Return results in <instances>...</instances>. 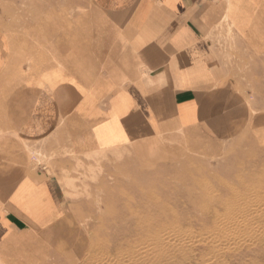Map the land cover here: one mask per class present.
<instances>
[{"label":"crops","instance_id":"0c3cea01","mask_svg":"<svg viewBox=\"0 0 264 264\" xmlns=\"http://www.w3.org/2000/svg\"><path fill=\"white\" fill-rule=\"evenodd\" d=\"M93 3L50 59L0 28V264L68 209L58 176L28 162L32 144L110 150L175 127L264 129L231 77L264 68V0Z\"/></svg>","mask_w":264,"mask_h":264},{"label":"rangeland","instance_id":"374dc122","mask_svg":"<svg viewBox=\"0 0 264 264\" xmlns=\"http://www.w3.org/2000/svg\"><path fill=\"white\" fill-rule=\"evenodd\" d=\"M94 12L93 0H0V28L19 50L42 46L50 59L68 27ZM233 73L252 111H264V68ZM224 135L175 127L110 150L32 144L28 162L58 176L68 209L11 263L264 264V129ZM238 225L247 228L233 233Z\"/></svg>","mask_w":264,"mask_h":264},{"label":"bare ground","instance_id":"6f19581e","mask_svg":"<svg viewBox=\"0 0 264 264\" xmlns=\"http://www.w3.org/2000/svg\"><path fill=\"white\" fill-rule=\"evenodd\" d=\"M199 188V187H198ZM254 197V196H253ZM234 203V202H233ZM170 208V207H169ZM232 212V211H231ZM173 213V212H172ZM229 214H231V213H229ZM173 215H174V213H173ZM173 218V217H172ZM236 218V217H235ZM231 224V223H230ZM222 225V224H221ZM237 226V225H236ZM241 225H238V231H237V229H235V230H232L233 231V233H234V231L236 232V233H240V231H242L243 229L244 230H246L245 228H247V227H243L242 226V228L240 227ZM231 227V226H230ZM151 228V227H150ZM148 229V231H151V229ZM233 228V227H232ZM235 228V227H234ZM233 228V229H234ZM220 229V228H219ZM150 234H151V232H149ZM148 234V233H147ZM142 236V235H141ZM156 237V236H155ZM142 238V237H141ZM159 239V238H158ZM163 240V239H162ZM161 240V241H162ZM177 240V239H176ZM188 240V239H187ZM190 240H191V238H190ZM164 241V240H163ZM136 242V241H135ZM165 242H167L166 244H165ZM133 243V242H132ZM136 243H138V242H136ZM194 243V242H193ZM163 244H165L166 246H164ZM163 247H165V248H167L168 249V251L169 250H175V249H181V246L180 247H177L178 246V244H181L180 242H178V244H176V241H174V242H171L170 240H168V241H164L163 242ZM191 245H192V242H191ZM144 249V248H143ZM159 251V250H158ZM157 251V252H158ZM167 251V252H168ZM163 252V251H162ZM161 253V252H160ZM164 253V252H163ZM175 253V252H174ZM165 255H166V253H165ZM175 255V254H174ZM187 257V256H186ZM140 259V258H139ZM217 260H220V259H217ZM206 261V260H205ZM211 261V260H210ZM211 262H213V261H211ZM210 262V263H211ZM220 262V261H219ZM148 263V262H147ZM209 264V263H208ZM212 264V263H211Z\"/></svg>","mask_w":264,"mask_h":264}]
</instances>
